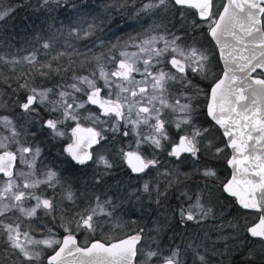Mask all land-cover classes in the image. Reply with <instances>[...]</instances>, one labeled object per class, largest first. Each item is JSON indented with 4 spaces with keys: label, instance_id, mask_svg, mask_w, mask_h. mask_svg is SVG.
Instances as JSON below:
<instances>
[{
    "label": "snow or ice",
    "instance_id": "1",
    "mask_svg": "<svg viewBox=\"0 0 264 264\" xmlns=\"http://www.w3.org/2000/svg\"><path fill=\"white\" fill-rule=\"evenodd\" d=\"M28 7L47 19L24 17L25 47L0 56V264H211L218 248L264 264V0H104L90 20L72 0H16L0 27ZM117 10L135 35H107ZM46 141L95 169L93 189L118 168L127 181L89 196L41 160ZM229 197L255 219L241 227ZM148 208L154 230L124 231ZM208 221L223 241L211 248ZM181 225L187 239L163 249Z\"/></svg>",
    "mask_w": 264,
    "mask_h": 264
},
{
    "label": "rangeland",
    "instance_id": "2",
    "mask_svg": "<svg viewBox=\"0 0 264 264\" xmlns=\"http://www.w3.org/2000/svg\"><path fill=\"white\" fill-rule=\"evenodd\" d=\"M13 0H0V7H7L12 3ZM83 3L81 5H85L86 2L89 0H82ZM93 1L90 2V4H86L87 6L91 5ZM145 2H147L145 0ZM89 3V2H88ZM88 11L90 13L89 16L86 17V19H92L93 16L98 14L104 13V5L96 6L93 8V6L88 7ZM53 15L56 17L57 21H65L67 23V17L69 15V9L61 8L58 9L56 12L53 13ZM112 15V14H111ZM24 17H30V20L28 21L31 24V27L33 29H38L41 26V21L46 20L47 17L39 12L34 13L33 9L31 8H25L23 10H20L18 12V15L15 17L14 20L10 22L9 25L5 27H0V55H7L9 53L15 54L17 52V49H23L25 47L24 45V38H22L25 33L21 30L24 24ZM32 21L35 23L33 24ZM46 27V25H44ZM5 38V39H4ZM4 39V40H3ZM12 40V41H11ZM11 41V42H10ZM80 47H83L82 44L78 45ZM4 48V49H2ZM20 54L22 55H28V51H23ZM5 69L2 65H0V72H4ZM4 111L0 109V115H4ZM223 175L227 176L229 175L228 169L222 170ZM124 170L121 168H118L117 174H115V177L121 176V179L127 181V177L124 175ZM114 177V178H115ZM113 178V182L110 184L115 185L116 181ZM135 183V180L132 181ZM107 190V187L105 188H96L93 189V192H95V195H101L104 191ZM224 204L227 205L226 211L233 212V215L237 217L236 222L243 226L245 222L251 219H255V217L248 215V214H242V213H236L233 211V205L229 202V200H223ZM87 201H85V204ZM125 210H127V204L124 205ZM154 207V206H153ZM173 207H175V201H173ZM121 215H124V213H121ZM142 217V218H141ZM232 219V217H229ZM127 220L131 222V227H125L124 231L126 232H135L138 223L141 222V226L145 228L146 232H151L156 227V215L153 214L152 209L148 208L145 210L144 213H141L138 209L134 212V214H130L126 217ZM141 219V220H140ZM222 223V221H221ZM140 226V227H141ZM207 235L210 237L209 241V247L211 248L212 244L211 242H216L217 245H220L223 243V241H219L217 239L216 233V224L213 221L207 222ZM139 228V227H138ZM199 231V229H198ZM234 231L232 229H228L227 226L225 227V232ZM191 233V229L188 230V233H185L183 230V226L181 225L180 228L175 229L173 232H168L166 236L161 235L159 237V243L161 247L165 250L170 248L173 244L175 245H181L185 239H187L188 234ZM223 251L224 255H218L213 254L211 255V264H228L229 260H232L235 262V264H239V257L233 253L232 257H228L227 255V249L226 248H218V252Z\"/></svg>",
    "mask_w": 264,
    "mask_h": 264
},
{
    "label": "flooded vegetation",
    "instance_id": "3",
    "mask_svg": "<svg viewBox=\"0 0 264 264\" xmlns=\"http://www.w3.org/2000/svg\"><path fill=\"white\" fill-rule=\"evenodd\" d=\"M84 1H86V0H84ZM91 1H93V2L88 7L93 6V8H94L98 5L99 6L104 5V0H89L88 1L89 3L86 2V4H90ZM29 2L33 5H35L36 0H25V3H29ZM72 2H75L78 5H81L83 3L82 0H72ZM116 2L138 4L140 2V0H109V3H116ZM12 3H16V0H13ZM28 8L33 9L32 7H28ZM112 17L114 18L115 22L112 23V26H111L112 31L107 33V35L109 37H111L112 32H117L121 36H124L125 32H128V33L135 35V32L133 31V29L138 28L139 25L136 23V21L132 17L127 15V12H125V14L122 16V15H120L119 10H117L116 12L112 13ZM129 25H131V27ZM120 28H123L125 31H120L119 30ZM220 66L222 67L221 62H220ZM217 71H219V69H217ZM3 113L8 114L7 112H3ZM37 143H39V141H37ZM45 143L47 144V147H45L44 144H41V147L44 148V153L41 157V160H43L45 164H51L53 161H55V163L57 165H59L60 168L65 169V175L66 176L74 175L75 177L78 178V180L76 182L79 185L81 192L84 191L85 186H88V194H89V196H91L93 193V188L90 186V178L93 175L95 169L94 168H88V169H79L78 170V169L71 168L70 166H65L62 163L63 157L57 156V154L59 152L58 145H54V143H50L47 141ZM93 147H95V146H93ZM161 159H163L162 156H161ZM38 165H39V161H38ZM125 168H126V166H125ZM121 169L124 170V168H121ZM28 170L29 169H28V166L26 164L21 163L19 160L17 161V171L27 172ZM117 170L118 169H116V171H114L111 174L112 178L108 179V185L105 187L114 186L113 184H110V183L113 182V178L115 177V174H117ZM124 173H125V170H124ZM120 178H121V176H120ZM41 187H43V186H41ZM48 191H50V190H46V192H48Z\"/></svg>",
    "mask_w": 264,
    "mask_h": 264
},
{
    "label": "trees",
    "instance_id": "4",
    "mask_svg": "<svg viewBox=\"0 0 264 264\" xmlns=\"http://www.w3.org/2000/svg\"><path fill=\"white\" fill-rule=\"evenodd\" d=\"M146 1H147V0H146ZM22 38H24V36H23ZM4 39H5V38H4ZM4 39H3V40H4ZM11 41H12V40H11ZM11 41H10V42H11ZM2 49H4V48H2ZM4 55H5V54H4ZM4 55H0V56H4ZM3 71H4V70H3ZM140 220H141V219H140ZM141 225H142L141 222H139V223H138V227H139V228H143V229H145V228L142 227ZM140 226H141V227H140ZM138 227H137V228H138Z\"/></svg>",
    "mask_w": 264,
    "mask_h": 264
},
{
    "label": "water",
    "instance_id": "5",
    "mask_svg": "<svg viewBox=\"0 0 264 264\" xmlns=\"http://www.w3.org/2000/svg\"><path fill=\"white\" fill-rule=\"evenodd\" d=\"M221 64L223 65V61L221 60ZM230 170V169H229ZM231 171V170H230ZM229 198H231V197H229ZM231 199H234V198H231ZM238 206V205H237ZM239 207V206H238ZM240 210H242V211H245V212H247V210H243V209H240Z\"/></svg>",
    "mask_w": 264,
    "mask_h": 264
}]
</instances>
